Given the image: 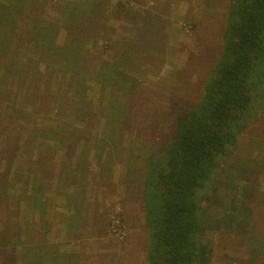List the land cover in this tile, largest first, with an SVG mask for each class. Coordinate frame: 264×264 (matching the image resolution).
Segmentation results:
<instances>
[{"label": "rangeland", "instance_id": "374dc122", "mask_svg": "<svg viewBox=\"0 0 264 264\" xmlns=\"http://www.w3.org/2000/svg\"><path fill=\"white\" fill-rule=\"evenodd\" d=\"M0 1L24 15L0 60V228L12 240L0 264H149L146 163L201 101L223 53L229 0ZM71 11L81 24L74 68L32 42L43 25L70 45ZM9 65L34 82L16 85V71L3 78ZM248 122L199 194L209 200L210 264H264V90ZM234 202L250 208L244 231L229 229Z\"/></svg>", "mask_w": 264, "mask_h": 264}, {"label": "trees", "instance_id": "16d2710c", "mask_svg": "<svg viewBox=\"0 0 264 264\" xmlns=\"http://www.w3.org/2000/svg\"><path fill=\"white\" fill-rule=\"evenodd\" d=\"M74 13H64L65 23L72 24L67 28L72 30V39L66 48L58 46L43 25L35 27L32 41L46 59L66 60L73 68L81 57L77 31L81 24L72 23ZM23 18L19 5L0 1V60L7 58L6 50L19 33L18 25ZM15 71L9 65L3 78ZM16 74L12 79L16 85L22 87L34 82L28 80L29 72L24 68ZM263 90L264 0H229L223 53L204 87L201 101L178 117L172 142L146 163L143 200L150 234L149 264L211 263L212 249L205 242L208 228L202 213L203 205L209 200L200 199L199 194L208 187L221 161L237 149L255 99ZM47 134L49 139H54L52 132ZM230 211L229 229L236 227L244 231L252 215L250 208L234 202ZM217 224L226 225L225 217ZM5 230L0 228V248L12 242Z\"/></svg>", "mask_w": 264, "mask_h": 264}, {"label": "crops", "instance_id": "0c3cea01", "mask_svg": "<svg viewBox=\"0 0 264 264\" xmlns=\"http://www.w3.org/2000/svg\"><path fill=\"white\" fill-rule=\"evenodd\" d=\"M105 259H107V260H108V258H105Z\"/></svg>", "mask_w": 264, "mask_h": 264}]
</instances>
